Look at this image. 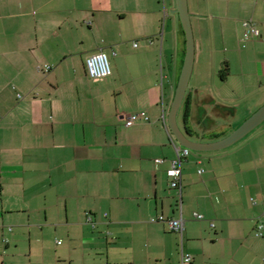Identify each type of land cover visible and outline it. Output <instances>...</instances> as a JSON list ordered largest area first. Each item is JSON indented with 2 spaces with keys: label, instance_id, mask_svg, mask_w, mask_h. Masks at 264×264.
I'll return each mask as SVG.
<instances>
[{
  "label": "crops",
  "instance_id": "crops-1",
  "mask_svg": "<svg viewBox=\"0 0 264 264\" xmlns=\"http://www.w3.org/2000/svg\"><path fill=\"white\" fill-rule=\"evenodd\" d=\"M188 4L195 62L179 125L214 141L264 104V0ZM99 50L112 73L94 78L86 60ZM218 51L230 53L218 62ZM185 55L176 0H0V264H183L187 253L184 264H264V122L190 152L181 190L170 185L180 144L167 114ZM160 214L183 232L151 220Z\"/></svg>",
  "mask_w": 264,
  "mask_h": 264
},
{
  "label": "water",
  "instance_id": "water-1",
  "mask_svg": "<svg viewBox=\"0 0 264 264\" xmlns=\"http://www.w3.org/2000/svg\"><path fill=\"white\" fill-rule=\"evenodd\" d=\"M177 11L179 13L185 35H186V55L182 72L178 81L175 96L168 113V124L172 133L180 145L191 150H218L229 147L241 138L246 136L255 127L264 122V104L253 112L244 122L223 138L214 141H198L190 137L187 130L182 129L178 123V111L184 101L187 88L190 83L195 62V36L189 10L188 0H176Z\"/></svg>",
  "mask_w": 264,
  "mask_h": 264
},
{
  "label": "built area",
  "instance_id": "built-area-1",
  "mask_svg": "<svg viewBox=\"0 0 264 264\" xmlns=\"http://www.w3.org/2000/svg\"><path fill=\"white\" fill-rule=\"evenodd\" d=\"M245 25L248 27V31L255 36H260V30L255 26V24L251 20L245 21ZM247 38L249 35L247 34ZM87 70L91 77L98 78L110 75L112 73V66L110 63V58L107 52L104 50H99L97 52L92 53L87 57L86 60ZM51 65L46 66V70H49ZM128 124H132L133 120H128ZM177 156L172 160V165L168 169V175L170 177V185L173 188L181 190L182 185V161L183 158L187 157L191 149L183 146V145H176ZM163 159L158 158L157 161L160 162ZM195 217L203 218V214L199 212H194ZM87 220L92 221L93 217L91 213L87 214ZM151 220H167L169 226L172 230L182 233L184 230V220L182 218H167L163 214L157 215L152 217ZM264 234V220L262 218L259 219L257 226H256V235L261 236ZM192 255L187 253L183 257V264L185 262L191 261Z\"/></svg>",
  "mask_w": 264,
  "mask_h": 264
},
{
  "label": "rangeland",
  "instance_id": "rangeland-1",
  "mask_svg": "<svg viewBox=\"0 0 264 264\" xmlns=\"http://www.w3.org/2000/svg\"><path fill=\"white\" fill-rule=\"evenodd\" d=\"M245 39V41H246V39H249V37L247 38H244ZM245 41H244V43H245ZM133 42H136L137 44H139L140 42H141V38L140 37H135L133 40H132V44H133ZM132 47V46H131ZM132 51V49H130V52ZM230 52H226V51H218L217 53H216V61H220V60H222V59H224L225 58V56L226 55H228ZM237 54V52L236 53H234L233 55H232V59H233V62L234 63H236V68L235 69H238V65H239V62L241 61L240 60V56L238 57V55H236ZM112 62H113V60H112V57L110 56V63H111V66H112ZM220 65H222V63H220ZM223 67H224V65H223ZM220 77V76H219ZM232 77L234 78L235 77V75L233 74L232 75ZM218 81H220V80H218ZM216 87H215V91H216ZM217 92V91H216ZM256 97V96H255ZM254 96L253 97H251V98H255ZM249 101V103H253V102H256V100L254 99V100H252V99H248ZM168 113H169V111H168ZM209 114L210 115H212V116H214V118H217V120H223V118H221L222 117V115H216L215 114V112L213 111V110H210L209 111ZM168 115V114H167ZM250 116V115H249ZM248 116V117H249ZM247 117V118H248ZM177 119H178V123H180V124H183V120H184V103L181 105V107H180V109H179V111H178V116H177ZM206 119H208L207 117H206ZM246 120V119H245ZM244 120V121H245ZM243 121V122H244ZM207 136V135H206ZM194 152V150H191V153H193Z\"/></svg>",
  "mask_w": 264,
  "mask_h": 264
},
{
  "label": "trees",
  "instance_id": "trees-1",
  "mask_svg": "<svg viewBox=\"0 0 264 264\" xmlns=\"http://www.w3.org/2000/svg\"><path fill=\"white\" fill-rule=\"evenodd\" d=\"M220 72H221V75H222L223 74V70H221ZM186 103H187V107H186L185 116H188L189 110H190V107H189L190 100L186 101ZM186 128H187L188 131H190V128L188 126Z\"/></svg>",
  "mask_w": 264,
  "mask_h": 264
}]
</instances>
